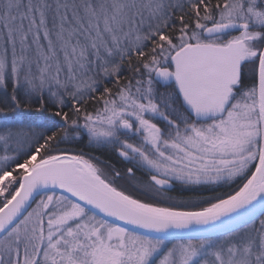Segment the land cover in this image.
Listing matches in <instances>:
<instances>
[{
	"label": "snow or ice",
	"instance_id": "snow-or-ice-1",
	"mask_svg": "<svg viewBox=\"0 0 264 264\" xmlns=\"http://www.w3.org/2000/svg\"><path fill=\"white\" fill-rule=\"evenodd\" d=\"M0 153V264H264V0H0Z\"/></svg>",
	"mask_w": 264,
	"mask_h": 264
},
{
	"label": "flooded vegetation",
	"instance_id": "flooded-vegetation-1",
	"mask_svg": "<svg viewBox=\"0 0 264 264\" xmlns=\"http://www.w3.org/2000/svg\"><path fill=\"white\" fill-rule=\"evenodd\" d=\"M83 154V152H82ZM124 159V158H123ZM125 160V159H124ZM132 164L128 163L129 168ZM114 186L120 190L126 191L128 194L134 196V198H140L145 202L159 203L162 206H172L178 204L181 200L187 199L188 197L195 196H206L212 194H218L221 192L220 185H183L179 181H173L170 184V188L166 189L167 195L172 197L171 200L156 199L153 196L145 195V185L149 182V172L147 168H141L135 170V177L129 179L114 178ZM225 185V184H224ZM226 186H224L225 188ZM228 187V186H227ZM59 195L60 193H56ZM36 199H39L37 197ZM35 205H33L34 207Z\"/></svg>",
	"mask_w": 264,
	"mask_h": 264
},
{
	"label": "trees",
	"instance_id": "trees-1",
	"mask_svg": "<svg viewBox=\"0 0 264 264\" xmlns=\"http://www.w3.org/2000/svg\"><path fill=\"white\" fill-rule=\"evenodd\" d=\"M213 3H215V0H213ZM227 38L229 37H224V39ZM126 74L127 73H125V75ZM158 87V90L160 92L165 91V88H161L160 86ZM61 147L73 149V154H82L83 152L86 158H95L93 159V162L108 174L110 180H113L115 178L112 176V173L114 171L121 174L120 178L129 179L126 174V167L128 166V162L118 154V145L97 146L95 144H89L87 136H84L80 140H74L70 143L61 144ZM241 182L242 181L240 180V182L238 183V180H236L235 183H231L230 185H228V187H223L221 192H219L218 194H226L236 190L238 185L242 184Z\"/></svg>",
	"mask_w": 264,
	"mask_h": 264
},
{
	"label": "rangeland",
	"instance_id": "rangeland-1",
	"mask_svg": "<svg viewBox=\"0 0 264 264\" xmlns=\"http://www.w3.org/2000/svg\"><path fill=\"white\" fill-rule=\"evenodd\" d=\"M238 35L239 33L238 32H232V33H230V35ZM158 86H160L159 84H158ZM157 85H156V87H157V89L159 88ZM161 88H164V87H162V86H160ZM164 92V91H163ZM153 122H155V123H157L160 127H164V124H163V122L162 121H159V120H154ZM138 139H139V137H135V138H133L130 142H137L138 141ZM0 154H2V153H0ZM240 182V180H238V183ZM237 183V184H238ZM242 183V182H241ZM218 185H220V184H218ZM229 184H221V187H220V189L222 190L223 189V187L224 186H228ZM240 185V184H239ZM238 185V186H239Z\"/></svg>",
	"mask_w": 264,
	"mask_h": 264
},
{
	"label": "water",
	"instance_id": "water-1",
	"mask_svg": "<svg viewBox=\"0 0 264 264\" xmlns=\"http://www.w3.org/2000/svg\"><path fill=\"white\" fill-rule=\"evenodd\" d=\"M160 86H162V85H160ZM163 87V86H162ZM119 154V153H118ZM171 186L170 185H168V186H166V189H169ZM56 193H60V190L59 189H56ZM118 223H122V222H118Z\"/></svg>",
	"mask_w": 264,
	"mask_h": 264
}]
</instances>
